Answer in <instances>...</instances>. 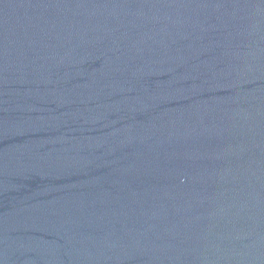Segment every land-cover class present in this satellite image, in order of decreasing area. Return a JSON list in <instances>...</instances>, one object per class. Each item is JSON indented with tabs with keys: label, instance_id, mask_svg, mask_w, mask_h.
<instances>
[{
	"label": "water",
	"instance_id": "1",
	"mask_svg": "<svg viewBox=\"0 0 264 264\" xmlns=\"http://www.w3.org/2000/svg\"><path fill=\"white\" fill-rule=\"evenodd\" d=\"M0 264H264V0H0Z\"/></svg>",
	"mask_w": 264,
	"mask_h": 264
}]
</instances>
